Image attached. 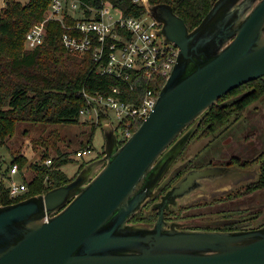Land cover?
Segmentation results:
<instances>
[{
  "label": "water",
  "instance_id": "95a60500",
  "mask_svg": "<svg viewBox=\"0 0 264 264\" xmlns=\"http://www.w3.org/2000/svg\"><path fill=\"white\" fill-rule=\"evenodd\" d=\"M142 2L156 34L180 49L155 107L123 144L104 122L105 154L73 180L0 205V264H264V224L199 229L165 219L171 206L228 192L251 177L245 168H192L156 202L153 225L130 221L166 185L195 121L231 90L264 77V0H216L193 29L171 4Z\"/></svg>",
  "mask_w": 264,
  "mask_h": 264
},
{
  "label": "trees",
  "instance_id": "16d2710c",
  "mask_svg": "<svg viewBox=\"0 0 264 264\" xmlns=\"http://www.w3.org/2000/svg\"><path fill=\"white\" fill-rule=\"evenodd\" d=\"M82 1L96 8H99L102 2L110 1L121 8L123 14L127 16H140L147 12L144 5L135 0ZM51 2L52 0H28L25 3L21 0H6V5L0 11V144H8V138L15 134L20 121L77 124L81 120V109L87 103L84 89L90 93L97 90L109 93L113 85H124L118 78L97 73L90 53L87 56H79L68 52L63 40L67 29L60 19H48L45 24L44 42L33 49L27 48L26 36L29 29L45 18ZM150 2L171 4L174 11L184 18L190 29H193L201 23L216 0H150ZM65 22H74L68 12ZM165 82L166 77L157 76L149 85L160 90ZM143 83L147 81L144 80ZM244 87L245 90L240 93ZM125 90L127 91L125 97L129 99H133L132 92H143L142 87H136L135 91H132L125 86ZM263 95L264 77L231 90L195 121V131L199 128L209 134L222 133L228 125L241 119L248 107ZM106 117L107 114L103 111L100 120L89 126L86 132L88 142H83V146L92 143L95 131L103 125ZM57 152L58 155L53 158L52 164L45 163V160L30 163L20 150L17 154L13 152L11 164L18 163L21 170L32 171L30 178L24 176L29 189L22 195L11 197L5 181L8 172H5L0 178V205L45 193L73 180L77 174L69 176L62 168L73 161L71 154L63 149H58ZM255 160L260 161L258 178L220 200L239 198L264 190V152ZM90 161L83 162L78 172ZM164 187L160 191L162 194L169 189L162 192ZM156 202L150 203L149 211L140 210L130 221L152 225L158 213ZM242 212L245 211L224 212L221 218L214 220L213 226L206 228L241 230L264 224L255 226L252 223L260 215L261 210L249 215Z\"/></svg>",
  "mask_w": 264,
  "mask_h": 264
},
{
  "label": "built area",
  "instance_id": "2783aa9c",
  "mask_svg": "<svg viewBox=\"0 0 264 264\" xmlns=\"http://www.w3.org/2000/svg\"><path fill=\"white\" fill-rule=\"evenodd\" d=\"M135 1L143 4L142 0ZM48 12L43 20L29 29L27 48L33 49L44 42L48 19L62 20L67 29L63 40L68 52L79 56L90 53L97 73L124 82V85H113L109 93L99 90L90 93L84 89L87 103L81 109V117L95 122L100 120L104 111L107 114L105 122L114 124L119 142L124 143L155 107L161 89L149 84L157 76L166 79L170 76L178 59L179 47L165 42L162 35L156 34L159 24L148 12L140 16H127L110 1H104L96 8L82 0H52ZM67 12L74 22H65ZM144 80L147 83H143ZM125 86L132 91L142 87L143 92H132L133 99H129L125 97ZM93 153L94 147L88 144L76 155L83 158ZM52 162V157L45 159L47 164ZM25 171L20 169L18 163L10 165L5 181L11 197L28 191ZM18 174L23 175V180H16Z\"/></svg>",
  "mask_w": 264,
  "mask_h": 264
},
{
  "label": "rangeland",
  "instance_id": "374dc122",
  "mask_svg": "<svg viewBox=\"0 0 264 264\" xmlns=\"http://www.w3.org/2000/svg\"><path fill=\"white\" fill-rule=\"evenodd\" d=\"M21 1L25 3L28 0ZM5 5L6 0H0V11ZM48 14L49 12L47 11L45 16H47ZM244 90L245 87L240 91V93ZM93 122L95 121L92 119H87V117L85 116H82L80 122L77 124H51L20 121L17 124L15 134L8 138V144H0V178H2L3 174L5 172H8L7 170H9L11 160L13 158L12 153L16 152L17 154L19 150L28 158V161L30 163H33L37 161H44L47 157L55 158L58 155L57 150L63 149L71 154L73 161L65 164L62 168L68 173L69 176H75L80 172H78V170L83 162L95 160L103 156L105 152L106 139L103 125H101L95 131L94 138L91 143L94 147L93 155L83 158H80L76 155V152L78 150L85 147L83 146V142H88V135L86 132ZM234 130H236L237 135L242 134V136L235 138L238 140V143L234 142L235 140L232 139L230 141V144L227 145L228 147L225 148L222 142H220L219 144L217 142H214L208 145V142L214 136L213 134L217 133H211L212 135L210 136L202 137L204 133H201V131H197L195 133L194 131L196 136L193 138H191L192 136L190 137V140H188L189 143L187 142L184 150H182L180 153L181 155L179 154V156L175 160V164L173 163V169H171L169 174L166 176L164 183L167 184L169 179H173L174 177H176L179 173L178 170L180 168L181 169L179 171L184 169L185 165H182L185 164V162H187L190 157H193L198 151L202 150V148H205L207 145L208 146L205 149V152L207 153L205 155H203V153L198 158V160L193 162L194 164L191 165L205 166L211 161L218 162L219 160H223L228 156L229 153L227 152H230V154H239V156L241 157H246L257 154L260 150L264 151V95L259 100L252 103L250 107H248L243 117L237 122V124H235L231 128L230 133H234ZM230 133H228L227 135H230ZM246 133L250 134V136H248L247 138V142L242 140ZM260 144H262V149L259 148ZM224 150L225 153H227L225 154L226 156H223ZM212 157L213 159L210 161ZM247 167L248 168L245 167V169L251 171L257 170L258 172L259 162H255ZM99 168L100 165L96 168V171H98ZM25 173L27 178H30V176L32 175V171L29 169L26 170ZM15 178L16 180L21 181V179L23 180V175L18 174L15 176ZM254 178H257V173ZM249 179L250 177L243 180V182H240V184H236L232 188L250 182ZM229 189H231V187ZM229 191L226 193H229ZM214 197V195H201L199 197H194L192 200L180 203L178 208L171 209L172 211L170 213L181 211L178 214L184 217L195 215L192 218H185V220L188 224H192L193 226L200 228V226L206 227L210 223H214L215 219L221 218V212L243 210L245 212L242 213L249 215L261 210L262 212L260 213V215L256 219H254L252 223L255 226L264 223V190L257 191L253 194L244 196L234 201H226L224 203H215V201L211 203ZM206 200H209L211 202ZM191 202H195V204L197 203L198 205H193L189 208H185V206H182L187 205ZM146 204L141 210L149 211L150 204ZM155 219L154 221H156ZM167 222L172 223V221L168 219Z\"/></svg>",
  "mask_w": 264,
  "mask_h": 264
},
{
  "label": "flooded vegetation",
  "instance_id": "af4514ba",
  "mask_svg": "<svg viewBox=\"0 0 264 264\" xmlns=\"http://www.w3.org/2000/svg\"><path fill=\"white\" fill-rule=\"evenodd\" d=\"M240 120V119H239ZM238 120V121H239ZM238 121H234L232 124H230V125H228V127L222 132V133H217V134H213L214 136H213V138L208 142V145H210L211 143H214V142H217L218 144L220 143V142H222L223 144H224V148L225 147H228L227 145L228 144H230V141L233 139V140H235L234 142H236V143H238V140L237 139H235V138H237V137H240V136H242V134H238L237 135V132H236V130H234L233 132L234 133H230V131H231V128L235 125V124H237V122ZM197 131H201V133H204V135L202 136V137H206V136H210V135H212L211 133L209 134V133H205V130L204 129H199V128H197L196 129V131H195V133L197 132ZM193 134L192 135V137L191 138H193V137H195L196 136V134ZM228 133H230V135H227ZM235 133H236V135H235ZM248 136H250V134H248V133H246L245 134V136H244V138L242 139L243 141H245V142H247V138H248ZM251 136H252V134H251ZM190 140V139H189ZM254 141H255V139H254ZM189 143V142H188ZM207 145V146H208ZM206 146V147H207ZM255 146H256V144H255ZM206 147L205 148H202V150H200V151H198L193 157H190L188 160H187V162H185V164H183L182 166H184V169L183 170H181V171H179L178 170V175L176 176V177H174L173 179L171 178V179H169V181H168V183L165 185L166 186V188L164 187V189H163V191L162 192H165L166 191V189H168V188H170L172 185H174L176 182H178L179 181V179L183 176V174H185V172H187L188 170H190V169H192V168H195V167H204V165H202V166H197V165H192L191 166V163L192 164H194L193 162H195L196 160H198V158L203 154V155H205L207 152H205V149H206ZM259 148L260 149H262V144H260L259 145ZM184 150V149H183ZM261 152H264L263 150H260L257 154H253V155H250V156H246V157H241V156H239V154H230V152H227V153H229L228 154V156L227 157H225L223 160H219L218 162H214V161H211L212 159H213V157L210 159V163H207L206 165H226V166H237V167H241V168H248L247 166H250L251 164H253V163H255V162H259V167H258V172H257V170L256 171H252V175H251V177H250V182L251 181H254V180H256L257 178H258V176H259V173H260V161L259 160H255L256 158H257V156L261 153ZM223 156H226L225 154H227V153H225V150L223 151ZM105 154V153H104ZM103 154V155H104ZM181 155V154H180ZM102 157V156H101ZM101 157H99V158H101ZM99 158H97V159H99ZM217 159H221V158H217ZM103 161L104 160H101L100 162H98V164L101 166L102 164H103ZM174 164H175V162H174ZM174 164L172 165V167H171V169H173V166H174ZM205 165V166H206ZM183 168V167H182ZM170 169V170H171ZM169 172L170 171H168V173H167V175L169 174ZM256 173H257V178H254L255 176H256ZM255 174V175H254ZM166 175V176H167ZM254 175V176H253ZM166 178V177H165ZM165 178L163 179V180H165ZM245 180V179H244ZM241 182H243V180L241 181ZM237 184H240V182L239 183H237ZM244 184H247V183H244ZM243 184V185H244ZM243 185H238L237 187H234V188H232L231 189V191H229V193H217L216 195H214L215 197L213 198V201L211 202V201H209V200H206V201H209V202H211V203H213L214 201H215V203L216 202H220V203H224V202H230V201H234V200H237V199H239V198H242V197H244V196H242V197H237V198H233V199H227V200H220V198H224V197H226L227 195H229L230 193H233L235 190H237L238 188H240L241 186H243ZM159 195H160V197H161V195H162V193H160V194H158L154 199H152V200H150V201H148L147 202V204L149 205L150 203H152L153 201H159L160 200V197H159ZM146 204V205H147ZM193 205H198L197 203L195 204V202H191V203H188L187 205H182V206H185V208H189V207H192ZM179 206V205H178ZM178 206H171V208L169 209V210H167L166 212H165V219H166V221H167V219L168 220H170V221H172V222H175V223H185L184 225H182L181 227H186V228H197V227H195V226H193L192 224H188L187 222H186V220H185V218H188V217H194L195 215H189V216H182V215H180V214H178V213H180V212H173V213H170L172 210L171 209H175V208H178ZM183 208V207H182ZM181 208V209H182ZM176 211V210H175ZM227 212V211H226ZM222 214L221 215H224V212H221ZM157 218H158V213H157V217H156V220H157ZM214 220V219H213ZM180 221H182V222H180ZM214 225V223L212 222V223H210L209 225H207L206 227H209V226H213ZM180 226V225H179ZM206 227H201L200 226V228L199 229H209V228H206ZM212 229H214V228H212Z\"/></svg>",
  "mask_w": 264,
  "mask_h": 264
}]
</instances>
